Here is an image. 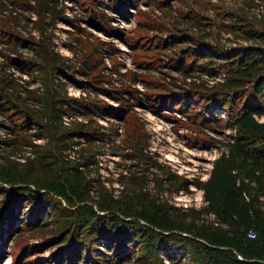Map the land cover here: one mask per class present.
<instances>
[{"label": "rangeland", "instance_id": "rangeland-1", "mask_svg": "<svg viewBox=\"0 0 264 264\" xmlns=\"http://www.w3.org/2000/svg\"><path fill=\"white\" fill-rule=\"evenodd\" d=\"M58 1L63 13L49 33L54 51L68 59L70 68L53 72L45 79L36 69L26 73L17 67L23 61H41L33 46L27 47L23 42L14 49V40L1 42L8 38V32L22 39L39 36L37 13L18 0H1L0 66L8 79L12 73L15 86L7 91L15 94L18 88L24 98L21 86L35 90V94L64 86L68 97L90 106L89 116L77 113L63 118L66 128L72 129L77 123L83 128L73 135L71 147L63 156L76 163L90 156L81 168L83 176L92 180L93 191L105 188L113 193L120 187L119 174L145 168L139 156L143 148L153 154L165 171H175L180 179L190 182L187 192L171 187V193L162 195L165 201L179 207L203 206L198 184L209 178L224 144L237 134L236 129L229 127L228 112L209 108L208 104L212 98L230 93L220 84L226 75L205 66L195 71H178L172 60L177 51L163 47L157 53L159 49L152 44L160 37L180 42L185 38L190 46H200L201 42L204 48L216 46L221 52L257 45L261 42L248 39L240 28L248 23L264 29V0ZM15 13L21 17V27L14 25ZM231 24L238 25L232 30ZM183 45L178 42L175 48ZM85 61H89L88 65ZM26 100L20 105L30 114L31 110L35 113L44 108L43 102L34 104L33 100ZM182 103H194V107L187 108ZM259 118L264 121V114ZM0 122L2 155L7 151L2 140L9 141L14 135L9 134L12 123L7 117L0 114ZM34 123L25 121L30 134L38 132ZM93 131L104 133L105 139L87 138ZM48 140L43 133V138L33 139L32 143L36 148L43 147ZM27 150L20 153L26 156ZM140 175L142 190L152 194L159 179L165 177L163 171L153 170H142ZM168 185V181L163 184L165 188ZM0 186L10 189L5 183ZM5 196L8 202L11 196L15 198L8 204L0 194V264H200L197 245L148 234L136 244L131 241L135 236L126 244H115L114 249L108 239H88L77 255L68 247L64 249V242L57 243L62 238L55 234L60 223L54 221L56 213L32 208L25 202L29 198L25 191L9 190ZM70 215L73 214L60 215L59 219Z\"/></svg>", "mask_w": 264, "mask_h": 264}, {"label": "trees", "instance_id": "trees-1", "mask_svg": "<svg viewBox=\"0 0 264 264\" xmlns=\"http://www.w3.org/2000/svg\"><path fill=\"white\" fill-rule=\"evenodd\" d=\"M18 1L37 13L35 24L39 36L22 39L8 32L5 33L8 38L1 42L14 40V49L26 42L27 47L33 46L41 57L39 63L23 61L18 69L26 73L36 69L46 76L45 79L60 69L68 71V59L54 51L49 33V28L63 13L59 1ZM12 17L15 27H21L20 15L15 13ZM237 25L229 27L232 29ZM241 26L245 37L261 43L226 52L216 46L204 48L201 42L200 46H190L185 38L180 42L160 37V41L152 44L159 49L157 53H161L163 47L171 48L173 53L177 51L172 60L178 71H195L205 66L226 75L220 84L230 93L212 98L208 104L209 108L228 112L229 127L236 129L237 134L224 144L222 156L214 162L209 178L198 184L203 206L179 207L165 201L162 195L171 193V187L175 186L177 192H187L190 182L186 178L180 179L175 171H165L153 154L143 148L139 156L145 168L119 174L120 187L113 193L105 188L93 191L92 180L83 176L81 168L87 165L90 156H84L80 163L63 156L71 147L73 135L83 130L79 123L72 129L66 128L63 118L74 117L77 113L89 116L92 114L90 106L68 97L61 83L62 87H51L41 94L21 86L19 89H24V98L18 88L15 94H10L7 89L15 87L13 76L9 73L8 79L3 66H0V114L12 123L9 134L14 137L9 141L2 140L7 151L0 154V183L8 184L10 189L0 186L1 196L9 204L15 197L11 196L8 202L6 193L19 189L28 193L25 202L32 208L56 213L57 220L54 221L60 223L55 234L62 238L57 243L64 242L63 248L68 247L77 255L87 242L97 240V237L108 239L114 249L118 243L125 241L126 244L135 236L131 241L136 244L148 234L197 245L201 253L200 264H264V121L259 118L264 114V29L248 23ZM178 42L184 45L175 48ZM88 62L85 61L86 65ZM96 65H93L94 69ZM23 83L28 85L30 82ZM26 99L33 100L34 104L43 102L44 108L35 113L31 110L30 114L20 105ZM182 104L187 108L194 107V103ZM27 120L35 121L36 134L26 130ZM43 133L49 137L48 143L36 148L32 140L43 138ZM90 134L86 137L105 139L104 133L93 131ZM23 149H28L26 156L20 153ZM142 170L164 172L165 177L159 179L155 194L142 190ZM167 181L169 185L165 188L163 184ZM64 214L76 216L60 220V215Z\"/></svg>", "mask_w": 264, "mask_h": 264}]
</instances>
